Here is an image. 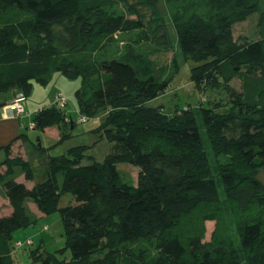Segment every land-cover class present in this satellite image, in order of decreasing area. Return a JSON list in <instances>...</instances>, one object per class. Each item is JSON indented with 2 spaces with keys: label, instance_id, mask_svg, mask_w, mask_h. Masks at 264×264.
<instances>
[{
  "label": "trees",
  "instance_id": "16d2710c",
  "mask_svg": "<svg viewBox=\"0 0 264 264\" xmlns=\"http://www.w3.org/2000/svg\"><path fill=\"white\" fill-rule=\"evenodd\" d=\"M157 2L0 0V108L8 95L26 100L34 82L46 84L57 72L79 78L77 109L81 116L104 113L95 133L110 144L102 160L88 164L87 146L53 156L37 142L35 150L46 155L23 160L13 144L28 138L24 133L0 148V196L12 211L0 218V264L15 260L12 232L37 223L26 200L43 215L59 211L65 222L63 247L50 254L38 252V244L33 264H235L222 254L231 242L227 214L247 263L264 264V0H205L203 13L185 10L173 19L188 78L206 97L168 111L156 98L177 76L176 61L160 73L139 50L98 58L116 33L139 31L149 39ZM108 9L117 11L95 15ZM253 16L258 38L234 40L233 25ZM153 35L157 50L171 51L161 20ZM65 117L64 106L44 105L32 129L57 127L67 138L74 123ZM122 165L137 169L135 181L126 180ZM21 175L33 182L30 197L19 191ZM63 194L73 203L60 208ZM206 221L215 223L214 252L202 242ZM83 242L87 252L60 259Z\"/></svg>",
  "mask_w": 264,
  "mask_h": 264
},
{
  "label": "rangeland",
  "instance_id": "374dc122",
  "mask_svg": "<svg viewBox=\"0 0 264 264\" xmlns=\"http://www.w3.org/2000/svg\"><path fill=\"white\" fill-rule=\"evenodd\" d=\"M157 3L160 10L157 20H161L166 24L171 41V51L164 54L162 50L160 52L156 49L155 38L152 37L154 36L153 29L156 26L157 21L155 20L153 22L151 21L152 23H150L149 29H146L147 34H149V39L148 37L147 40L140 38L139 35L141 33L139 31L116 33V41L111 45V47L99 53L98 58L122 57L129 50H139L145 53L146 57L149 58L150 62L153 64L156 72L160 73L163 72L162 68H164V63L170 64L171 62L176 61L179 69L177 76L173 79L171 85H169L168 90L156 98L158 103L163 104V109L168 111L169 109L174 110L178 106L176 103L185 104L184 101L195 102L198 98L202 101L206 97L205 93L198 91L188 78L186 73L188 59L184 58L177 47L173 25V19L176 18L178 20V18L182 16L183 11L189 10L192 13L199 14L206 10V6L205 0H158ZM116 11V9H108L103 12L95 13V15H106L107 13ZM187 14L188 12L186 15ZM258 29L259 22L256 16H253L244 22L236 23L233 25L234 40H239L244 37L249 39L258 38ZM79 85V78L68 79L61 75L60 72L55 73L52 79L46 84L38 82L33 83L32 92L26 99L30 100L33 93L35 94V92H37V99L41 100V102H38L40 105L39 107L51 104L64 106L66 117L74 123L66 131L71 136L64 139L60 138L61 130L57 127H48L45 129L44 133L39 129L30 128L29 124L34 117V110L31 112L30 117L25 119L24 123L20 127L21 134H26L28 138L22 139L21 141L23 143L20 142L19 146L14 147V149H16L13 150V155H18V157L23 160L37 162L42 158V156L46 155V153H40L35 150L33 142H37L45 148L48 147L49 151H47L53 156L61 154L63 150L70 147L78 145L87 146L88 148L84 151V160L82 161L83 164L103 159V156L107 153L110 144L104 137L99 138V136L95 133V128L99 125L105 115L99 111L91 116H81L77 109V98L74 93L75 89H77ZM206 93L210 94V92ZM67 126H63V130H66ZM20 131L16 135H19ZM201 134L203 136V130L201 131ZM15 136L2 144L8 145ZM25 140L28 141L25 142ZM202 140L204 142L205 149L209 150L206 140L203 138ZM209 155H211V153ZM4 156L3 150L0 149V162ZM211 162L212 170L215 174L216 184L221 192L220 184L218 182V171H216L214 162L212 160ZM120 168L126 180L135 181L137 174V169L135 167L122 165ZM259 178L262 182H264V169L260 171ZM16 182H19L24 186L20 188L19 191L22 192L24 196L30 197L33 182L25 179L22 175ZM5 191L9 192L8 189ZM72 200L73 197L70 194H63L60 198V208L65 207V205L68 204L71 205L73 203ZM26 202L27 207L30 210L29 213L37 216L38 220L35 226L20 228L12 232V242L21 241L24 244L21 248L12 249L14 251L13 257H15L13 264H33V259H30V256L31 252L38 244L40 245L38 252L44 251L46 253L50 252V254H52L53 251L62 248L64 245L63 233L65 231V222H63V218L59 211L50 215H43L39 212L37 206L32 200H26ZM11 212L8 200L0 199V218L5 219L10 217ZM226 218L231 242L225 248L226 253L223 252L222 254L226 260L235 261V264H248L247 255L241 248L237 228L235 227L229 214L226 215ZM74 220L76 221V219ZM205 228L206 232L202 242L214 252L215 247L212 244V235L214 233L215 223L213 221H206ZM28 240L31 241L29 244H27ZM89 249L90 246L86 242H83L71 249L65 250L63 254H60L59 256L60 259L65 258L68 260L71 256H80Z\"/></svg>",
  "mask_w": 264,
  "mask_h": 264
},
{
  "label": "crops",
  "instance_id": "0c3cea01",
  "mask_svg": "<svg viewBox=\"0 0 264 264\" xmlns=\"http://www.w3.org/2000/svg\"><path fill=\"white\" fill-rule=\"evenodd\" d=\"M37 97H38L37 92H35V94L33 93L30 100L29 99L28 100L26 99L27 101L25 100V102H24L25 104L23 103L25 112L20 117L10 116L9 111L7 110L6 106H3L0 108V148L2 146H5L2 143H5L7 140H9L13 136H15L20 131V127L24 123V120L30 117L31 112H33L34 110H37V108H39L40 105L38 104V102H41V100L37 99ZM11 99H12V97L10 95H8V101L7 102H9ZM20 134H21V131H20L19 135ZM19 135H16L14 138H16ZM19 145H20V141H16L13 144V148L15 146H19ZM1 169L2 170L4 169V167L2 165H0V170ZM0 199L3 200L4 198L0 196Z\"/></svg>",
  "mask_w": 264,
  "mask_h": 264
},
{
  "label": "built area",
  "instance_id": "2783aa9c",
  "mask_svg": "<svg viewBox=\"0 0 264 264\" xmlns=\"http://www.w3.org/2000/svg\"><path fill=\"white\" fill-rule=\"evenodd\" d=\"M24 100L25 98L23 97V95L19 93L8 105H6V107L11 114L13 113L14 115H20L24 112V108L22 105Z\"/></svg>",
  "mask_w": 264,
  "mask_h": 264
},
{
  "label": "clouds",
  "instance_id": "9594fccd",
  "mask_svg": "<svg viewBox=\"0 0 264 264\" xmlns=\"http://www.w3.org/2000/svg\"><path fill=\"white\" fill-rule=\"evenodd\" d=\"M19 94V93H18ZM17 95V94H16ZM15 97V96H14ZM13 97V98H14ZM13 98L9 101V103L13 100ZM25 101V100H24ZM23 101V102H24ZM9 103H6L4 106H6V105H8ZM23 105V108H24V104H22ZM3 107V106H2ZM42 107V106H41ZM41 107H39V109L41 108ZM7 108V107H6ZM8 110V109H7ZM37 110H38V108H37ZM37 110H35V112H34V114L37 112ZM9 111V110H8ZM24 112H25V110H24ZM23 112V113H24ZM22 113V114H23ZM22 114H20V115H14L13 113L11 114L10 113V111H9V115L10 116H13V117H20ZM65 118H67V117H65ZM68 119V118H67ZM29 127L30 128H32V124H31V122H30V124H29ZM31 241L30 240H28V243L27 244H29ZM12 244V247L14 248V249H17V248H21L24 244H23V242H21V241H15V242H12L11 243Z\"/></svg>",
  "mask_w": 264,
  "mask_h": 264
}]
</instances>
